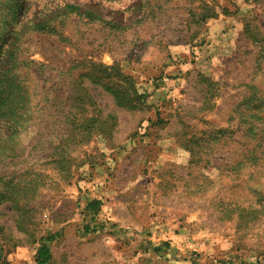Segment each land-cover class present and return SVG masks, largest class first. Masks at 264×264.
<instances>
[{
  "label": "rangeland",
  "instance_id": "rangeland-1",
  "mask_svg": "<svg viewBox=\"0 0 264 264\" xmlns=\"http://www.w3.org/2000/svg\"><path fill=\"white\" fill-rule=\"evenodd\" d=\"M44 243L264 264V0H0V264Z\"/></svg>",
  "mask_w": 264,
  "mask_h": 264
},
{
  "label": "trees",
  "instance_id": "trees-1",
  "mask_svg": "<svg viewBox=\"0 0 264 264\" xmlns=\"http://www.w3.org/2000/svg\"><path fill=\"white\" fill-rule=\"evenodd\" d=\"M99 204V201L95 200L93 202H90L87 206V209H89L92 212H95L96 206ZM53 236L50 237L48 240H52ZM52 259V255L50 253L49 246L44 243L41 244L37 251L36 261L37 264H48Z\"/></svg>",
  "mask_w": 264,
  "mask_h": 264
}]
</instances>
